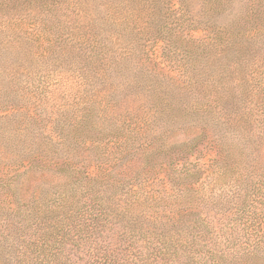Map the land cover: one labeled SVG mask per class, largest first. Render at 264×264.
Returning <instances> with one entry per match:
<instances>
[{
  "label": "trees",
  "instance_id": "obj_1",
  "mask_svg": "<svg viewBox=\"0 0 264 264\" xmlns=\"http://www.w3.org/2000/svg\"><path fill=\"white\" fill-rule=\"evenodd\" d=\"M191 1L0 0V264H264V0Z\"/></svg>",
  "mask_w": 264,
  "mask_h": 264
},
{
  "label": "rangeland",
  "instance_id": "obj_2",
  "mask_svg": "<svg viewBox=\"0 0 264 264\" xmlns=\"http://www.w3.org/2000/svg\"><path fill=\"white\" fill-rule=\"evenodd\" d=\"M191 5H192V9L197 12L199 10V5H198V2L195 1V0H192L191 1ZM160 60V59H159Z\"/></svg>",
  "mask_w": 264,
  "mask_h": 264
}]
</instances>
